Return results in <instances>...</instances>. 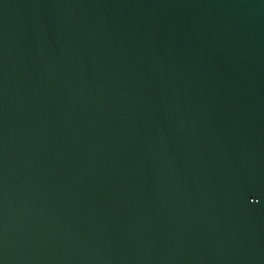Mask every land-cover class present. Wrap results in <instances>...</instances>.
<instances>
[{"label":"water","instance_id":"water-1","mask_svg":"<svg viewBox=\"0 0 264 264\" xmlns=\"http://www.w3.org/2000/svg\"><path fill=\"white\" fill-rule=\"evenodd\" d=\"M0 264H264V0H0Z\"/></svg>","mask_w":264,"mask_h":264}]
</instances>
